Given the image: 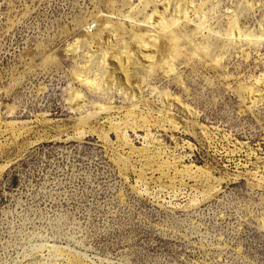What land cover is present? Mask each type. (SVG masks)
I'll use <instances>...</instances> for the list:
<instances>
[{
	"label": "rangeland",
	"instance_id": "1",
	"mask_svg": "<svg viewBox=\"0 0 264 264\" xmlns=\"http://www.w3.org/2000/svg\"><path fill=\"white\" fill-rule=\"evenodd\" d=\"M0 264H264V0H0Z\"/></svg>",
	"mask_w": 264,
	"mask_h": 264
}]
</instances>
